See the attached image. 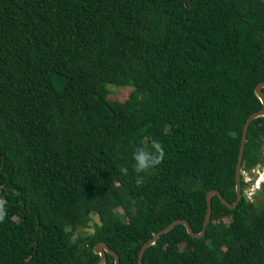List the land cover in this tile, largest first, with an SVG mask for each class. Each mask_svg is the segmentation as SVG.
<instances>
[{
	"label": "trees",
	"instance_id": "1",
	"mask_svg": "<svg viewBox=\"0 0 264 264\" xmlns=\"http://www.w3.org/2000/svg\"><path fill=\"white\" fill-rule=\"evenodd\" d=\"M261 82L264 0H0V264H95L100 241L139 264L174 220L201 232L209 191L237 200ZM153 140L165 158L137 173ZM263 149L259 116L243 169ZM241 182L235 208L213 196L204 236L178 224L144 264H264V183L251 198Z\"/></svg>",
	"mask_w": 264,
	"mask_h": 264
},
{
	"label": "water",
	"instance_id": "2",
	"mask_svg": "<svg viewBox=\"0 0 264 264\" xmlns=\"http://www.w3.org/2000/svg\"><path fill=\"white\" fill-rule=\"evenodd\" d=\"M256 94L258 97L261 99L263 103V108L255 113H253L247 120L243 128V133H242V142H241V147H240V152H239V157H238V163H237V169H236V179H237V200L233 203L228 201L223 194L217 190V189H212L211 191L208 192L207 194V202H208V208H207V214L204 222V227L201 232H195L190 224V222L186 219H177L174 220L172 223H170L167 227L163 228L162 230L158 231L153 235V237L148 240L142 247L140 253H139V264H144V254L145 251L149 246L154 244L161 235L164 233L168 232L170 229H172L174 226L178 224H184L186 225L189 233L194 236V237H202L206 234V229L211 221L212 218V211H213V206H212V199L214 195H218L220 199L226 204L227 206L231 208H235L241 199L243 198V189H242V182H241V168L243 165V159H244V154H245V149H246V144H247V139H248V130L250 127L251 122L259 117V116H264V82H261L260 84L257 85L256 87ZM94 251L98 254H100L101 258L98 262L95 264H105L107 261V253H111L115 256V262L116 264H120V257L118 253L112 249L106 242L100 241L96 244Z\"/></svg>",
	"mask_w": 264,
	"mask_h": 264
},
{
	"label": "clouds",
	"instance_id": "3",
	"mask_svg": "<svg viewBox=\"0 0 264 264\" xmlns=\"http://www.w3.org/2000/svg\"><path fill=\"white\" fill-rule=\"evenodd\" d=\"M165 150L159 141L153 140L151 147L141 145L133 152V160L135 161V170L137 173H147L152 169H155L162 164L165 158ZM120 172L123 175L128 174L127 167H121ZM144 179L142 176H138L136 179L137 187L142 186ZM6 200L0 198V222L5 219L7 215Z\"/></svg>",
	"mask_w": 264,
	"mask_h": 264
},
{
	"label": "rangeland",
	"instance_id": "4",
	"mask_svg": "<svg viewBox=\"0 0 264 264\" xmlns=\"http://www.w3.org/2000/svg\"><path fill=\"white\" fill-rule=\"evenodd\" d=\"M109 88L111 89L110 94H111V97H113V98L127 99L128 97H130V95L132 93V88H130L128 86H116L113 84H109ZM245 177H246V180H251V178H253V180L255 181L254 184H257L255 188H252V190H250V192H256L257 193L259 190L262 189V185L264 183V169L263 168L261 169L258 166L257 168H255L254 172L247 173L245 175ZM257 179H258V181H257ZM250 185L251 184H249V186ZM248 196L253 198V195H251V196L248 195ZM93 217H94L95 221H99V216L97 214H94ZM93 230H94V221H92L91 224L87 228L77 229L75 232V236L77 237L79 235L87 234Z\"/></svg>",
	"mask_w": 264,
	"mask_h": 264
},
{
	"label": "built area",
	"instance_id": "5",
	"mask_svg": "<svg viewBox=\"0 0 264 264\" xmlns=\"http://www.w3.org/2000/svg\"><path fill=\"white\" fill-rule=\"evenodd\" d=\"M263 157H264V149H263ZM258 166H259L261 169H262V168L264 169V164H261V163L257 164L255 167H253V168L250 169V170L243 169V166H242V168H241V176L243 175L244 180L247 182V185H246V189H245V191H246V193H248V195H250V196H251V195H255L256 192H250V190H252V188H255L257 184H254L255 181L253 180V178H251V180H246L245 175H246L247 173H252V172H254V171H255V168H257ZM257 181H258V179H257ZM249 184H251V185L249 186ZM249 193H250V194H249Z\"/></svg>",
	"mask_w": 264,
	"mask_h": 264
}]
</instances>
